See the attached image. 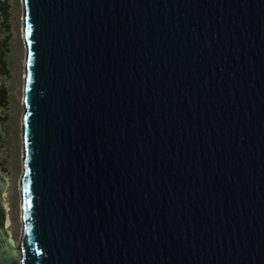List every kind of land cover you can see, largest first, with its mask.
Here are the masks:
<instances>
[{"label":"water","instance_id":"water-1","mask_svg":"<svg viewBox=\"0 0 264 264\" xmlns=\"http://www.w3.org/2000/svg\"><path fill=\"white\" fill-rule=\"evenodd\" d=\"M23 2L0 264H264V0Z\"/></svg>","mask_w":264,"mask_h":264},{"label":"rangeland","instance_id":"rangeland-1","mask_svg":"<svg viewBox=\"0 0 264 264\" xmlns=\"http://www.w3.org/2000/svg\"><path fill=\"white\" fill-rule=\"evenodd\" d=\"M9 17V31L4 61L0 64V92L4 90L6 104L0 115V171L10 180L7 191L9 213L11 216L10 230L17 242L20 241L23 229L22 214H20L21 191L17 184V175L23 173V146L21 148L19 116L24 111L19 89L23 86L22 72L24 61L23 0H3ZM21 90V89H20ZM22 96V91H21ZM22 179V177H21Z\"/></svg>","mask_w":264,"mask_h":264},{"label":"bare ground","instance_id":"bare-ground-1","mask_svg":"<svg viewBox=\"0 0 264 264\" xmlns=\"http://www.w3.org/2000/svg\"><path fill=\"white\" fill-rule=\"evenodd\" d=\"M24 15V14H23ZM23 20H24V17H23ZM21 33H24V26H23V30H22V27H21ZM24 36V35H23ZM23 39H24V37H23ZM25 43V42H24ZM25 46H24V61H23V65H25V61H26V43L24 44ZM23 68H25V66H23ZM25 73V70L22 72V74H24ZM25 79H24V75H23V86H22V88H20L19 89V94H20V96L19 97H21L20 99H21V101H22V103H23V99H24V88H25ZM21 91H22V96H21ZM23 113H24V111H22L21 113H20V116H19V120H20V133H21V138H22V132H23V127H22V116H23ZM22 141H21V148H22ZM20 153H21V156H22V151H20ZM22 172L20 173V174H18L17 175V177H16V179H17V184H18V187L20 186V184H21V177H22ZM21 191V190H20ZM21 203H22V200H21ZM20 214H22V208L20 209Z\"/></svg>","mask_w":264,"mask_h":264},{"label":"trees","instance_id":"trees-1","mask_svg":"<svg viewBox=\"0 0 264 264\" xmlns=\"http://www.w3.org/2000/svg\"><path fill=\"white\" fill-rule=\"evenodd\" d=\"M1 92H4V90H3V91H1ZM4 94H5V92H4Z\"/></svg>","mask_w":264,"mask_h":264}]
</instances>
